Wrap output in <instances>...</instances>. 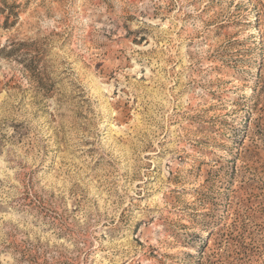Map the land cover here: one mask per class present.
<instances>
[{"label":"rangeland","instance_id":"obj_1","mask_svg":"<svg viewBox=\"0 0 264 264\" xmlns=\"http://www.w3.org/2000/svg\"><path fill=\"white\" fill-rule=\"evenodd\" d=\"M0 264H264V0H0Z\"/></svg>","mask_w":264,"mask_h":264},{"label":"bare ground","instance_id":"obj_2","mask_svg":"<svg viewBox=\"0 0 264 264\" xmlns=\"http://www.w3.org/2000/svg\"><path fill=\"white\" fill-rule=\"evenodd\" d=\"M103 96V95H102ZM107 103V102H106ZM110 105V104H109ZM110 107V106H109ZM106 108V107H105ZM190 108V107H189Z\"/></svg>","mask_w":264,"mask_h":264}]
</instances>
